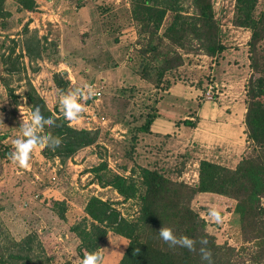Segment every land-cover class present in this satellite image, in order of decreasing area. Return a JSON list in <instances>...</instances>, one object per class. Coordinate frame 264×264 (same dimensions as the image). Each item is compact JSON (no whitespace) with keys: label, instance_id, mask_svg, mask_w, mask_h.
Masks as SVG:
<instances>
[{"label":"rangeland","instance_id":"1","mask_svg":"<svg viewBox=\"0 0 264 264\" xmlns=\"http://www.w3.org/2000/svg\"><path fill=\"white\" fill-rule=\"evenodd\" d=\"M32 1L34 9L28 11L20 0H4L6 16L0 17V253L13 252L28 237V264H77L82 250L71 228L82 220L88 223L85 209L92 198L108 202L125 220L138 216L139 200H124L106 185L111 177L138 185L140 168H147L194 186L200 161L235 169L248 154L244 120L250 31L233 24L235 0H211L223 51L208 56L199 42L185 39L179 46L164 40L159 51L168 54L165 62L178 54L182 64L161 76L159 68L166 65L162 57L153 60L154 55L143 53L150 34L131 18V0ZM262 2L259 9H264ZM182 5V15H194L191 0ZM171 18L169 13L158 35ZM34 38L42 48L35 59L24 48ZM56 75L67 82L65 91L91 85L99 92L97 99L80 101L85 109L79 119H65L76 130L95 133V142L64 158L46 157L44 148H37L30 167L20 168L9 153L20 124L30 118L29 86L50 111L63 116ZM235 204L211 193L197 194L190 202L215 242L234 249L233 264H254L252 256L261 249L239 227ZM211 206L220 211L221 224L208 217ZM260 208L264 216V196ZM127 243L106 233L97 250L104 264H117ZM257 264H264V256Z\"/></svg>","mask_w":264,"mask_h":264},{"label":"trees","instance_id":"2","mask_svg":"<svg viewBox=\"0 0 264 264\" xmlns=\"http://www.w3.org/2000/svg\"><path fill=\"white\" fill-rule=\"evenodd\" d=\"M3 2L4 0H0L2 18L6 16L3 12ZM258 2L259 0H235L233 15L235 26L250 31L247 46L251 74L246 83L247 109L244 120L250 145L248 154L241 159L235 169L207 160L200 161L198 182L194 186L171 180L158 170L147 168H140L141 180L138 185L124 177H111L106 185L114 188L124 200L131 198L139 200L138 216L133 221L125 220L118 211L111 208V204L92 198L85 209L88 223L82 220L71 228L80 240L79 251L82 250L80 257L85 250L97 251L104 236L110 231L128 242L124 255L117 264H206L201 261L198 251L190 252L181 247L170 248L164 243L157 232L163 225L172 228L177 236L187 235L196 240L206 238L207 247L212 252L213 264H233L234 249L217 244L206 232L205 222L191 210L190 202L195 195L211 193L236 201L233 214L239 227L244 230L245 235H251L256 246L261 249L260 255H253L252 260L257 264L263 259L264 231H261V227H264V216L260 208V199L264 196V9L258 8ZM20 4L28 11L34 9L32 0H20ZM263 4L264 0L261 7ZM191 5L194 15H182V0H131L130 2L131 18L137 26H140L142 32L150 34L147 50L143 53L154 55L153 60L156 58L161 60L162 57L161 62L166 65V68H159L161 76L165 71H170L172 66L182 64L181 56L178 54L165 62L168 54L162 56L164 52L159 51L164 40L179 46L183 45L185 39L191 43L199 42L208 56H215L224 49L221 43V30L214 18L211 0H191ZM169 13L173 18L163 34L158 35L157 31L162 27ZM40 44L38 38L25 41L24 48L30 58L40 57L42 51H39L42 49ZM29 46L36 52L31 51ZM12 53L8 54L5 60L11 58ZM12 71L14 69L8 70L9 73ZM53 83L62 90L67 85V82L58 75L53 78ZM26 98L31 110L38 105L46 118L51 116L55 120V126H46L41 134L50 132L62 139L61 145L55 150L45 147L44 156L70 157L79 149L95 142V133L70 127L63 116L59 117L47 108L31 86ZM154 117L155 115L148 120V125L152 123ZM183 124L192 126L189 121H184ZM147 128L148 126L145 128L146 131ZM31 243V239L27 237L15 245L16 249L13 252L0 253V264H28ZM199 247L200 245L197 244V249Z\"/></svg>","mask_w":264,"mask_h":264},{"label":"clouds","instance_id":"3","mask_svg":"<svg viewBox=\"0 0 264 264\" xmlns=\"http://www.w3.org/2000/svg\"><path fill=\"white\" fill-rule=\"evenodd\" d=\"M60 110L63 113L64 119L67 121H76L84 112L85 104L80 101L91 98L95 95V89L91 85H85L84 89L62 90L58 89ZM54 127L55 120L53 117H45L40 107L37 105L30 111L28 121L20 124V136L12 141L13 150L9 153V159L13 164L20 168L27 169L30 167V159L32 152L37 148L48 147L52 150L59 147L62 139L59 136H54L52 133H45V127ZM208 217L217 224L223 222V217L216 206L209 207L207 211ZM159 238L166 243L170 248L181 247L186 248L190 252H197L200 255L202 262L213 264L212 252L207 247L208 240L200 238L193 239L187 235L177 236L173 229L168 226H163L157 231ZM197 244L200 245L197 249ZM77 264H104V256L100 251L85 250L82 257L77 259Z\"/></svg>","mask_w":264,"mask_h":264},{"label":"built area","instance_id":"4","mask_svg":"<svg viewBox=\"0 0 264 264\" xmlns=\"http://www.w3.org/2000/svg\"><path fill=\"white\" fill-rule=\"evenodd\" d=\"M99 96H100V95H99V92H97V93H95L94 96L91 97V99H93V98H94V99H97V97H99Z\"/></svg>","mask_w":264,"mask_h":264},{"label":"bare ground","instance_id":"5","mask_svg":"<svg viewBox=\"0 0 264 264\" xmlns=\"http://www.w3.org/2000/svg\"><path fill=\"white\" fill-rule=\"evenodd\" d=\"M93 99H94V98H93ZM93 99H92V100H93Z\"/></svg>","mask_w":264,"mask_h":264}]
</instances>
